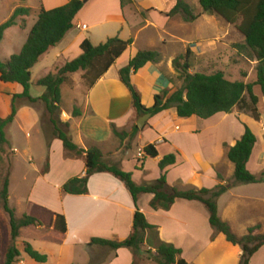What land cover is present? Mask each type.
I'll list each match as a JSON object with an SVG mask.
<instances>
[{
  "label": "crops",
  "instance_id": "obj_1",
  "mask_svg": "<svg viewBox=\"0 0 264 264\" xmlns=\"http://www.w3.org/2000/svg\"><path fill=\"white\" fill-rule=\"evenodd\" d=\"M30 1L28 0V4ZM69 1L36 0L27 7L30 9V15L19 20L14 27L23 30V39L26 42L28 33L37 21L41 8L52 10L66 5ZM185 1L192 7L195 15H198V19L194 22H185L181 14L173 17L167 16L176 6L177 0H131L125 6H122L120 0H89L75 17L73 28L65 38L56 47L50 48L32 68L30 88L31 97L33 99L40 98L45 89L39 87L37 83L49 74L56 75L66 63L81 56V44L86 39L94 46L103 44L114 37H119L123 41H132L129 48L91 89L86 87L82 71L68 76V81L61 86L60 123L69 124L68 132L80 149L87 151L94 147L98 148L103 153L107 164L116 165L123 171L131 173L133 181L137 184L156 181L161 175L158 163L165 156L176 154V165L166 170L167 182L170 187H176L182 191L193 187L212 189L220 183L218 174H221L225 180V176L217 170L219 164L226 158L224 145L235 146L243 136L245 129H242L240 134L230 141L223 139L216 144L213 143L210 145L209 153H205L202 150L189 147V144H193L195 134H199V131L191 126L197 117L179 118L176 109H170L151 117L145 127L142 130L139 129L137 134L132 137L134 127L137 126V122L142 116L138 115L133 106L132 95L122 83L120 71L128 66L130 60L140 51H158L160 53L159 63H148L144 68L131 75V83L142 94V104L148 109L154 105L156 95L161 94L164 90H170V94L175 92L172 89L173 84L170 77L175 73L172 66L175 56L167 57L165 53L177 42L182 43L183 50L186 52L190 50L191 55L195 56L199 53L210 54L216 49V45L221 43V40L227 38L233 41V38L238 37L240 41H243L244 37L235 26L227 24L216 14L205 13L199 0H195L199 6H195L190 2L191 0ZM205 25L212 26L216 30L213 38L192 36L193 39L181 40L178 32L179 26L198 30L204 28ZM83 26H86V29ZM5 36L6 32L4 39ZM256 65L257 62H254L253 66L256 67ZM77 78L85 86L83 87L86 90L85 95L82 94L78 98L71 99L70 105L63 104V92L65 94V91L62 92V88L64 90L65 85ZM32 87L37 89V95L31 94ZM22 91V87L17 84L0 82V118L5 119L10 115L13 96L20 95ZM143 96L147 97V103ZM16 107L17 114L14 122L6 130L9 143L8 153H13L12 158L16 157L20 151L24 156H29L31 141L39 142V146L44 144L49 151V158L47 153L43 152L44 155L39 159L40 163L37 162L38 165L43 161H45L44 163L48 162L47 173H42L43 169H36V177L32 179V184H27L29 177L26 175L22 177L21 190L23 189L22 195L25 197L22 202L24 211L26 203L33 202L54 213L63 215L67 226L63 242L52 238L50 230L31 226L20 231L19 244L27 242L37 252L46 255L48 260L45 264H133L134 257L128 249L111 251L99 246H89L93 239L123 241L131 235L136 208L126 186L112 174L100 173L90 177L86 195L65 194L63 186L69 180L85 176V157H68L63 143L59 139L51 140L48 149L43 120L45 107L42 102L31 103L26 99H18ZM74 108L80 113L77 117L73 116ZM220 115L223 118L233 117L236 122H239L232 114L222 113L213 118ZM173 122L186 124V131L183 133L178 125L174 129L165 127V124L171 126ZM244 125L250 126L247 122ZM147 126L150 131L154 132L155 138L139 146L138 152L147 145H156L158 157L152 160L159 171L155 178L147 176L146 164L151 158L145 155L140 165L136 159L137 155L134 156L133 166L127 168L130 163L129 151L132 144L143 138ZM13 127H16L23 139L18 149L10 146L8 133ZM114 129L127 136L123 139L116 137ZM261 135L264 138V131ZM256 137L257 143L247 167L252 174L261 176L264 171V157L262 159L260 157L262 154L258 153V136L256 135ZM162 146L167 147L164 152H161ZM8 155H4L2 160H6ZM28 162L35 163L31 157L28 158ZM184 163L191 164V167L189 169L180 168ZM229 164L230 176L233 177L234 166L230 162ZM253 164L258 165L256 171L252 170ZM206 169L209 170V179H207L211 183L199 184L197 180ZM174 175L177 178L174 177L175 180H171ZM258 185L262 187V194L260 197L258 196V200L264 204V182ZM17 187L19 186H14L10 174L9 203ZM240 188H243V185L232 188L219 199V217L222 221L227 222L232 229L238 220L245 233L248 228L256 225H260L264 230V215L240 221V207L236 202L243 198L238 193ZM19 190L20 188H18ZM152 198V195H142L138 200L139 210L151 225L159 228V239L180 249L182 259L188 264H206L210 257L214 259L211 264H240L241 249L228 243L222 234L214 233L209 224V213L201 203L177 200L169 211H155L150 207ZM19 249L21 256L14 264H38L30 259L21 248ZM262 252H264V247L252 257L250 264H255ZM188 256L191 257V260ZM143 262L147 264V254L143 255Z\"/></svg>",
  "mask_w": 264,
  "mask_h": 264
},
{
  "label": "trees",
  "instance_id": "obj_2",
  "mask_svg": "<svg viewBox=\"0 0 264 264\" xmlns=\"http://www.w3.org/2000/svg\"><path fill=\"white\" fill-rule=\"evenodd\" d=\"M27 1V0H22ZM89 0H70L66 5L45 10L41 8L37 21L31 27L26 42L19 53L12 55L7 61H0V82L17 84L22 87L20 95L13 96L10 115L0 118V160L8 153V140L6 130L14 122L17 114L16 101L26 99L31 103L42 102L50 128L47 137V147L50 148L51 140L62 141L64 149L70 158L85 157L86 173L84 177H75L63 186V192L68 195H86L88 181L91 176L100 173L112 174L120 180L131 194L135 213L131 235L123 241H108L93 239L89 246H99L111 251L128 249L136 259L147 254L157 264H188L182 259V251L172 244L164 243L159 239V228L151 225L138 208V200L142 195H152L150 207L155 211H169L177 200L195 201L201 203L209 213V224L215 234H222L226 241L238 246L241 251L240 264H250L252 257L264 247V234H256L260 226L256 225L247 229V233L238 237L231 226L221 220L218 212V201L232 188L242 185L261 184L264 182V171L261 176H256L248 170V163L257 143V137L249 126L244 125L245 132L235 146L227 148L226 157L234 166V174L230 182L225 181L218 174L220 183L212 189L189 188L179 190L170 187L167 182V169L176 165L177 155L169 154L159 163L160 177L152 183L137 184L133 181L132 174L123 171L116 165H109L104 160V155L98 148L87 151L80 149L68 132L69 124L60 123L61 114V86L68 81V76L82 71L84 83L91 89L115 64L122 54L129 48L132 41H123L119 37L108 39L105 43L94 46L88 39L81 44L82 54L77 59L66 63L56 75L49 74L41 79L37 85L45 89L44 94L33 99L30 95L31 70L39 59L50 48L56 47L73 28V21ZM122 6L131 0H120ZM205 13H213L222 18L227 24L233 25L244 37V43L236 47L246 55L250 61L257 62L256 81L245 83L231 81L222 71L207 75L202 73L190 74L188 50L184 57L173 60V67L181 71L183 85L170 94L164 90L154 98V105L145 108L142 104L140 93L131 83V75L144 68L148 63H159L161 55L158 51H140L130 60L128 66L120 71V79L132 95L133 106L139 116L151 114L155 117L170 109H176L179 118L189 119L197 117L208 120L218 114H232L237 108L249 106L246 96L249 97L252 107L249 108L253 119L260 120L257 109L258 97L253 88L259 86L264 91V0H199ZM183 15L185 22L190 23L198 19L192 7L185 0H177L176 6L167 14L173 17ZM30 15V9L18 8L12 16L0 25V43L5 32L18 24L19 18ZM79 111L74 108L73 116H79ZM139 128L134 127L132 137ZM116 137L123 139L126 134H120L114 129ZM144 155L156 159L158 151L155 144L147 145L143 149ZM48 167V166H47ZM4 214L0 216V264H14L21 256L18 239L20 231L26 227H39L50 230L52 238L63 242L67 232L65 217L61 214L28 201L21 218L16 217L15 210L9 203V173L6 176L0 191ZM23 252L38 264H45L46 255L37 252L29 243L21 244ZM143 252V253H142Z\"/></svg>",
  "mask_w": 264,
  "mask_h": 264
},
{
  "label": "rangeland",
  "instance_id": "obj_3",
  "mask_svg": "<svg viewBox=\"0 0 264 264\" xmlns=\"http://www.w3.org/2000/svg\"><path fill=\"white\" fill-rule=\"evenodd\" d=\"M33 2H36V0H31L29 4H32ZM195 6H199L198 3H195V0H191ZM28 0L22 1V0H0V25L7 21L14 11L18 8H27L29 6ZM25 18V17H24ZM21 20V18L18 19V21ZM203 27V26H202ZM206 27V28H205ZM204 28L200 29H193V28H183L179 26L178 32L182 39L189 40L193 39L192 36H195L197 38H213V36L216 34V30L212 28V26H206ZM208 27V28H207ZM24 33L23 30H20L18 27H12L6 31L5 39L2 40L0 43V61H7L12 55L17 54L25 42ZM220 44L216 45V49L208 55L204 54H197L195 56L191 55L189 58L190 63V74L195 73H202V74H213L218 71H222L226 78L229 80L234 81H243L245 83H254L256 80V67L253 66L255 61H250L246 58V55H244L237 47V44L244 43L243 41L239 40L237 38H233V41H230L229 38L226 40H221ZM183 51V52H182ZM166 56H175V59L178 57H184L186 54V51L183 50V45L181 42H177L172 48L168 50V52L165 53ZM173 66V64H172ZM174 68V67H173ZM175 73L172 74L171 82L173 84V91L179 89L183 85V79L181 76V71H177L174 68ZM80 80L77 78L75 81L69 82L67 85H65L64 90L62 88V92L65 91V94L63 92V104H69L71 102V99L78 98L82 94L85 95V87ZM171 89V91H172ZM254 94L258 97V104L257 109L260 113V120L255 121L253 119V116L249 110L250 107H252L251 101L249 100V97L246 96V103L249 106L248 108L241 107L237 108L233 111L232 115L236 117V119L239 120V122H236L233 117H227L223 118L222 115L215 117L211 120H203L200 118H196L193 120L191 126L195 128V130L199 131V134H195V137H193V144H189V147L194 148L195 150H202L205 153H209L210 145L216 144L219 140L225 139L226 141L232 140V138L238 136L242 129H244V124L247 122L250 124L249 128L255 132V135L258 136V153L262 156V159L264 157V138H262L261 133L264 131V91L259 87L255 86L253 88ZM32 95H37V89L35 87H32L31 89ZM65 95V96H64ZM142 98V94H140ZM145 99V102L147 103V97L143 96ZM46 114V113H45ZM44 114V128L47 137L50 136V128L48 126L47 117ZM146 125V124H145ZM178 125L181 127V131L184 133L186 131V124L182 123H172L170 125H166L165 127L174 129L175 126ZM145 127V126H144ZM146 134L143 136V138L138 142L136 141L134 144H132V147L129 151V166L127 168H130L133 166L132 163H134L133 157L136 156V159L138 161V164H141V160L143 159L138 157V148L145 142H149L150 140H154L155 135L154 132L150 131L149 127H146ZM9 141L10 146L12 148L15 147V149L19 148L21 146V143L23 142L22 135L16 130V127H13L9 130ZM39 142L33 143L31 141L30 145V155L24 156L22 152L16 156L13 157L11 155L7 156L6 160H0V191L2 190L4 180L6 176L11 174L13 184L17 189L14 190V194L12 195V198L10 199V206L15 210L16 216L18 218H21V214L24 212V205L23 200L24 196L23 189L21 190V185L23 184L21 182L23 176L29 177V181L27 184H32V179L36 177L35 170L40 169L42 170V173H47L49 164L46 161L40 163L39 159L44 154L43 152H46L47 157L49 158V151L46 149V146L43 144L42 146L38 145ZM42 144V142H41ZM140 144V145H138ZM130 146V144H127V146ZM167 149L166 146L161 147V152H164ZM227 153V148L224 147ZM141 150V149H140ZM31 157L35 163H29L28 158ZM38 162V163H37ZM48 166V167H47ZM146 167L148 169L147 176L149 178H155V176L158 173V168L155 162L150 159ZM191 167V164L184 163V165H181L180 168L182 169H189ZM258 168L257 164L252 165V170L256 171ZM218 172L222 173L223 176H225V180L230 182L232 180V177L230 176L231 168L230 164L228 162L227 157L224 158V160L219 164L218 166ZM208 169L204 170L203 175L197 180L199 184H209L211 183L208 177ZM177 178L176 175L172 176L171 180H175ZM208 178V179H207ZM31 186V185H30ZM18 188L20 190L18 191ZM18 192H17V191ZM239 196L243 197L242 199L236 200L237 204L239 205V212L241 213L240 221H245V219L250 217H256L264 215V204L258 200V196L260 197L262 194V187L258 184H252V185H243V188H240V191L238 192ZM2 199L0 196V216H3V206H2ZM221 208V207H220ZM223 212V207H222ZM223 215V213H222ZM238 219V218H237ZM237 223L233 227V232L238 237L244 236L245 233L242 229L241 223L237 220ZM239 222V223H238ZM1 219H0V226H1ZM260 226V225H259ZM244 232V233H243ZM247 233V231H246ZM245 233V234H246ZM256 234H264V230L260 227V230L256 232ZM19 248H23L21 244L19 245ZM143 253V252H142ZM143 255L142 257H138L136 259V264H146V262H143ZM188 258L191 260V257L188 256ZM212 260H214L212 257L206 261V264H211ZM82 264V263H77ZM147 264H157L152 260L151 256L147 255ZM255 264H264V252H262L258 259L256 260Z\"/></svg>",
  "mask_w": 264,
  "mask_h": 264
},
{
  "label": "water",
  "instance_id": "obj_4",
  "mask_svg": "<svg viewBox=\"0 0 264 264\" xmlns=\"http://www.w3.org/2000/svg\"><path fill=\"white\" fill-rule=\"evenodd\" d=\"M151 117H152L151 114H146V115L140 117V119H139L138 122H137V127H138L139 129L142 130V129L144 128L146 122H147Z\"/></svg>",
  "mask_w": 264,
  "mask_h": 264
},
{
  "label": "built area",
  "instance_id": "obj_5",
  "mask_svg": "<svg viewBox=\"0 0 264 264\" xmlns=\"http://www.w3.org/2000/svg\"><path fill=\"white\" fill-rule=\"evenodd\" d=\"M84 29H86V26H83ZM144 156L143 150H139L138 157L142 158Z\"/></svg>",
  "mask_w": 264,
  "mask_h": 264
}]
</instances>
